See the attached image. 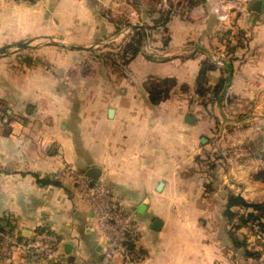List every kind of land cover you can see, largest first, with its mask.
Wrapping results in <instances>:
<instances>
[{"label":"crops","instance_id":"0c3cea01","mask_svg":"<svg viewBox=\"0 0 264 264\" xmlns=\"http://www.w3.org/2000/svg\"><path fill=\"white\" fill-rule=\"evenodd\" d=\"M254 1L225 26L218 0H0V219L23 237L50 227L69 264L95 263L101 240L74 173L96 169L91 179L136 218L137 264H264L250 227L235 233L246 246L231 236L251 208L226 216L231 195L264 205V0L260 12ZM169 5L164 31L149 29ZM145 29L164 58L141 48L121 67L100 59ZM219 49L231 59L199 83ZM165 79L174 84L154 102ZM0 264L43 263L16 253Z\"/></svg>","mask_w":264,"mask_h":264},{"label":"built area","instance_id":"2783aa9c","mask_svg":"<svg viewBox=\"0 0 264 264\" xmlns=\"http://www.w3.org/2000/svg\"><path fill=\"white\" fill-rule=\"evenodd\" d=\"M168 1L161 0L159 7H165ZM246 1L250 0H218L211 10L219 23L230 25L236 13L245 11ZM136 26L140 24L134 28ZM145 31L142 51L156 59L164 58L163 52L152 47L147 29ZM189 48L194 53L199 50L194 45ZM208 57L214 65L224 66L228 54L226 50L219 49L208 53ZM261 154L264 169V147ZM74 179L82 200L95 219V228L101 240L102 253L93 264H108L116 260L137 264L142 261L145 255L138 246L139 226L134 214L123 208L122 201L110 189L85 174L74 173ZM59 245L58 235L50 227L39 228L31 236L23 237L15 231L14 221L9 215L0 219V260H10L20 253L27 259L43 264H69Z\"/></svg>","mask_w":264,"mask_h":264},{"label":"trees","instance_id":"16d2710c","mask_svg":"<svg viewBox=\"0 0 264 264\" xmlns=\"http://www.w3.org/2000/svg\"><path fill=\"white\" fill-rule=\"evenodd\" d=\"M174 9V10H173ZM177 11L176 7H173L172 5L167 6L164 10L161 11L160 17L155 19L154 25L148 26L149 29H153L156 32H162L164 31L165 25L171 17L172 11ZM128 25V24H127ZM229 30H226L225 32H228ZM145 39V33L141 30H134L128 37L121 40L120 43L114 44L109 43L105 47L106 49L99 53V57L104 62H109L113 66H124L127 63H129L130 60H132L136 55L141 53V48L143 45V41ZM168 43L167 38L163 37V44L166 45ZM227 43V41H226ZM225 43V44H226ZM227 49V48H226ZM228 50V49H227ZM228 54L229 59L230 53L226 51ZM215 65L213 63H209L208 60H203L200 65V71L198 74V82L203 83L206 77V74L209 70L214 69ZM161 85L159 86H153L150 88V93L152 95V99L154 102H158L163 96L165 97L167 95V89L174 84L173 80L165 79L162 81H158ZM222 83L214 87V92L217 94L219 91L222 90ZM203 88L201 86H198L197 91L199 93L200 89ZM243 206L241 200L237 196L231 195L228 199V209L226 211V216L232 221L235 217V213H232L230 211V208L232 206ZM247 208H251L249 212L246 213H240L238 215V223L233 224L231 236L233 238L234 243L237 246H246L245 241L238 242L235 238L236 231L243 226H248L255 232L256 235H258L261 239H264V205L263 204H251L249 206H246ZM251 256L257 257V253H248Z\"/></svg>","mask_w":264,"mask_h":264},{"label":"water","instance_id":"95a60500","mask_svg":"<svg viewBox=\"0 0 264 264\" xmlns=\"http://www.w3.org/2000/svg\"><path fill=\"white\" fill-rule=\"evenodd\" d=\"M261 7H262V2L259 0H256L253 2L252 4V10L256 11V12H260L261 11ZM96 173H98V171L96 169H90L88 171V173L86 174V176L93 178V179H97V175ZM241 202L245 205V206H249L250 204L245 202L241 197H240ZM159 227V221H155L153 228L154 229H158Z\"/></svg>","mask_w":264,"mask_h":264}]
</instances>
